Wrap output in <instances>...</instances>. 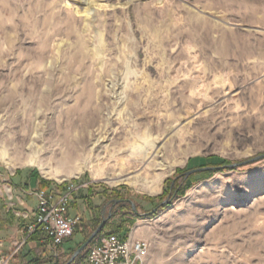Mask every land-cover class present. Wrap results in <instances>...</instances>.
Returning a JSON list of instances; mask_svg holds the SVG:
<instances>
[{
    "label": "rangeland",
    "instance_id": "rangeland-1",
    "mask_svg": "<svg viewBox=\"0 0 264 264\" xmlns=\"http://www.w3.org/2000/svg\"><path fill=\"white\" fill-rule=\"evenodd\" d=\"M69 184L53 264L99 225L78 258L117 234L142 264H264V0H0V221Z\"/></svg>",
    "mask_w": 264,
    "mask_h": 264
},
{
    "label": "built area",
    "instance_id": "built-area-1",
    "mask_svg": "<svg viewBox=\"0 0 264 264\" xmlns=\"http://www.w3.org/2000/svg\"><path fill=\"white\" fill-rule=\"evenodd\" d=\"M72 191L73 186L69 184L59 194L43 189H37L33 193L36 209L34 221L27 230L29 233L36 229L42 231L55 254L61 244L73 235L80 222V216H69L67 213ZM148 250L149 244L144 239L107 234L89 246L83 264H142Z\"/></svg>",
    "mask_w": 264,
    "mask_h": 264
},
{
    "label": "crops",
    "instance_id": "crops-1",
    "mask_svg": "<svg viewBox=\"0 0 264 264\" xmlns=\"http://www.w3.org/2000/svg\"><path fill=\"white\" fill-rule=\"evenodd\" d=\"M76 188V187H75ZM74 190V189H73ZM63 191V189L57 190L55 193L59 194ZM72 201V194L70 196V200L67 206V213L69 216H74L76 213H70L69 208ZM19 204H14V212L17 211V213H21L23 216L26 217V211L29 212L28 219L25 220V223L21 220L17 221L16 218H12L10 212L6 214L4 217V220L0 221V264H9L10 259L12 256L17 252L21 247H28L31 249V253H37L40 257H38V260L42 263L47 262V264H53L55 260H58V263L62 262L61 259H55L54 254L49 246V239L46 237V235L40 231L37 230L36 233L30 236L31 233L28 232L27 228L30 223L34 221V212L36 209V199L33 197H30L27 202L22 201L19 199ZM16 213V215H17ZM2 219V218H1ZM22 222V224L20 223ZM21 224V226H20ZM22 225L24 227H22ZM70 238L66 239L61 246L59 247L61 254H64L65 249L71 248L70 242H68ZM86 252V251H85ZM86 255V253H85ZM85 255L81 257H75L71 264H83L85 261ZM30 258L29 260H31ZM45 261H44V260ZM49 260H52L49 262ZM38 262V261H36ZM70 261L66 264H69ZM12 264V262H11ZM30 264H35V262H31ZM39 264V263H36Z\"/></svg>",
    "mask_w": 264,
    "mask_h": 264
},
{
    "label": "bare ground",
    "instance_id": "bare-ground-1",
    "mask_svg": "<svg viewBox=\"0 0 264 264\" xmlns=\"http://www.w3.org/2000/svg\"><path fill=\"white\" fill-rule=\"evenodd\" d=\"M53 178L56 179V180H58V181H62L64 179H66L67 176L66 175L54 176ZM137 180H139V179H137ZM117 182H124V183H126V182H130V181H128L127 179H119V180H117ZM159 184H160V176H157L152 181V184L150 185V187L148 189V192L149 193H154L157 190H159Z\"/></svg>",
    "mask_w": 264,
    "mask_h": 264
},
{
    "label": "water",
    "instance_id": "water-1",
    "mask_svg": "<svg viewBox=\"0 0 264 264\" xmlns=\"http://www.w3.org/2000/svg\"><path fill=\"white\" fill-rule=\"evenodd\" d=\"M199 169H195V170H191V171H188L186 172V175L192 173V172H195ZM101 228V225H99L97 227V229L85 240V242L83 244H81V246L74 252V254L72 255V260L78 255L80 254V252H82L88 245L89 243L94 239L96 233L99 231V229Z\"/></svg>",
    "mask_w": 264,
    "mask_h": 264
},
{
    "label": "trees",
    "instance_id": "trees-1",
    "mask_svg": "<svg viewBox=\"0 0 264 264\" xmlns=\"http://www.w3.org/2000/svg\"><path fill=\"white\" fill-rule=\"evenodd\" d=\"M223 163H225V161H223V160H221V161L218 162V164H223ZM80 221H82V219H80ZM79 228H81V222L76 226V228H75L73 234L78 233V232H79ZM37 230H39V229H36L35 231H33V232L30 234V236L33 235L34 233H36ZM115 233H116V232H115ZM121 237L125 238L126 235H122ZM87 238H88V236L85 237L83 241H81L80 243H78V244L76 245V247H75L72 251H74L75 249H77V248H78V247H79V246H80V245H81V244H82Z\"/></svg>",
    "mask_w": 264,
    "mask_h": 264
}]
</instances>
